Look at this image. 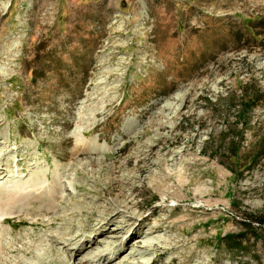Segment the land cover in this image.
<instances>
[{
    "label": "rangeland",
    "instance_id": "1",
    "mask_svg": "<svg viewBox=\"0 0 264 264\" xmlns=\"http://www.w3.org/2000/svg\"><path fill=\"white\" fill-rule=\"evenodd\" d=\"M262 16L0 0V264H262L241 223L264 209V105L230 154L234 95L264 90V48L234 35Z\"/></svg>",
    "mask_w": 264,
    "mask_h": 264
},
{
    "label": "trees",
    "instance_id": "2",
    "mask_svg": "<svg viewBox=\"0 0 264 264\" xmlns=\"http://www.w3.org/2000/svg\"><path fill=\"white\" fill-rule=\"evenodd\" d=\"M234 36H236L237 40L241 39L264 48V16L246 22L241 20L238 31ZM233 98L235 118L241 129L238 134L240 138L236 137L237 141H233L231 144L230 154L232 157L241 159L243 128L247 126L248 113L252 109L264 105V90L261 88L250 89L245 86L242 88L241 93L239 95L235 94ZM262 146H264V141L260 144V147ZM241 224L255 240H260L264 247V209L257 213H245ZM262 264H264V260Z\"/></svg>",
    "mask_w": 264,
    "mask_h": 264
},
{
    "label": "bare ground",
    "instance_id": "3",
    "mask_svg": "<svg viewBox=\"0 0 264 264\" xmlns=\"http://www.w3.org/2000/svg\"><path fill=\"white\" fill-rule=\"evenodd\" d=\"M137 169H138V171L140 170L139 167H137ZM0 173H1V174H0V176H1V175L3 174V171H2L1 168H0ZM140 180H141V179H140ZM57 194H58V193H57ZM53 199H54V200H57V199H58L57 195H54V196H53Z\"/></svg>",
    "mask_w": 264,
    "mask_h": 264
}]
</instances>
